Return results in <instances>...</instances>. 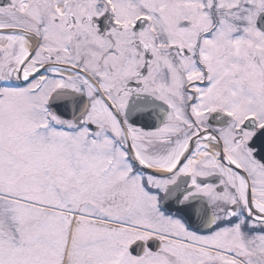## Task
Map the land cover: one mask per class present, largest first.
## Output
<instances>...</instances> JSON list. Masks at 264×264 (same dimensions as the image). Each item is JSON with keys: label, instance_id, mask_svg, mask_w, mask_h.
Returning a JSON list of instances; mask_svg holds the SVG:
<instances>
[{"label": "snow or ice", "instance_id": "obj_1", "mask_svg": "<svg viewBox=\"0 0 264 264\" xmlns=\"http://www.w3.org/2000/svg\"><path fill=\"white\" fill-rule=\"evenodd\" d=\"M0 264H264V0H0Z\"/></svg>", "mask_w": 264, "mask_h": 264}]
</instances>
